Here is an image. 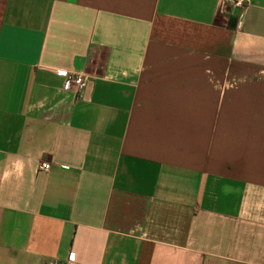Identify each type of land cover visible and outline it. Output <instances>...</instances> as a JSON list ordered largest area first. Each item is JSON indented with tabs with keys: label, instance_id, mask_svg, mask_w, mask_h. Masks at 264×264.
Segmentation results:
<instances>
[{
	"label": "crops",
	"instance_id": "crops-1",
	"mask_svg": "<svg viewBox=\"0 0 264 264\" xmlns=\"http://www.w3.org/2000/svg\"><path fill=\"white\" fill-rule=\"evenodd\" d=\"M50 262L264 264V0H0V264Z\"/></svg>",
	"mask_w": 264,
	"mask_h": 264
},
{
	"label": "built area",
	"instance_id": "built-area-1",
	"mask_svg": "<svg viewBox=\"0 0 264 264\" xmlns=\"http://www.w3.org/2000/svg\"><path fill=\"white\" fill-rule=\"evenodd\" d=\"M234 5L238 8H241L247 3V0H232ZM68 78V90L71 91L76 96L80 94V92L86 87V78L82 72H72L66 74ZM37 169L39 171H47L49 166L47 163L40 164ZM49 264H61L59 262H50Z\"/></svg>",
	"mask_w": 264,
	"mask_h": 264
}]
</instances>
